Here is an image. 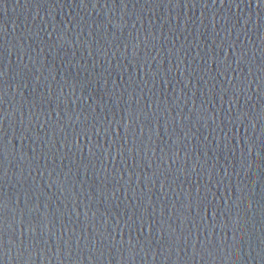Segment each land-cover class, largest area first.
<instances>
[{"label": "water", "instance_id": "95a60500", "mask_svg": "<svg viewBox=\"0 0 264 264\" xmlns=\"http://www.w3.org/2000/svg\"><path fill=\"white\" fill-rule=\"evenodd\" d=\"M0 264H264V0H0Z\"/></svg>", "mask_w": 264, "mask_h": 264}]
</instances>
